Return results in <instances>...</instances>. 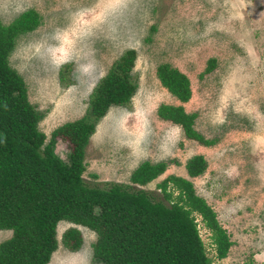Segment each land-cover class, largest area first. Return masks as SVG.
Instances as JSON below:
<instances>
[{"label": "rangeland", "instance_id": "rangeland-1", "mask_svg": "<svg viewBox=\"0 0 264 264\" xmlns=\"http://www.w3.org/2000/svg\"><path fill=\"white\" fill-rule=\"evenodd\" d=\"M29 9L39 23L18 36L8 60L29 101L44 111L38 127L46 140L86 113L95 83L134 49L135 92L97 120L85 145L83 177L129 183L142 161H166L164 172L140 187L158 193L156 184L170 174L192 181L232 241L227 255L216 258L201 223L211 264H264V0H0V22ZM209 58L215 65L205 72ZM162 62L188 77L187 101L160 84L156 67ZM64 64L67 83L59 77ZM161 103L196 112L193 128L216 143L203 145L160 119ZM65 147L56 139L61 156ZM196 154L205 157L207 168L189 176L184 164ZM70 225L58 224V248L47 264H101L92 254L96 236L90 229L77 225L83 241L78 250L63 245L62 232ZM10 236L11 230L0 229V242Z\"/></svg>", "mask_w": 264, "mask_h": 264}, {"label": "trees", "instance_id": "trees-1", "mask_svg": "<svg viewBox=\"0 0 264 264\" xmlns=\"http://www.w3.org/2000/svg\"><path fill=\"white\" fill-rule=\"evenodd\" d=\"M38 23L32 9L0 22V229L11 230L0 242V264H47L58 248L59 222L73 224L61 235L70 251L83 242L77 225L93 231L92 254L101 264H211L199 235L201 223L210 232L214 256L225 257L232 244L229 234L192 181L170 174L156 184L158 193L140 187L164 172L166 161H142L129 183H90L83 177L85 145L97 120L110 106L128 103L135 92L134 49L125 50L95 83L86 113L55 128L46 140L38 127L44 111L29 101L22 76L8 60L18 36ZM214 65L209 58L204 71ZM68 70L69 64L59 69L62 83ZM156 76L180 102L189 99V79L179 69L162 62ZM156 114L203 145L216 143L193 128L196 112L180 103H161ZM56 139L66 142L64 156L55 151ZM184 165L189 176H198L207 161L196 154Z\"/></svg>", "mask_w": 264, "mask_h": 264}, {"label": "clouds", "instance_id": "clouds-1", "mask_svg": "<svg viewBox=\"0 0 264 264\" xmlns=\"http://www.w3.org/2000/svg\"><path fill=\"white\" fill-rule=\"evenodd\" d=\"M87 100H88V98H87ZM205 158V157H204ZM60 223V222H59ZM64 223H68V222H64ZM73 225V224H72Z\"/></svg>", "mask_w": 264, "mask_h": 264}]
</instances>
